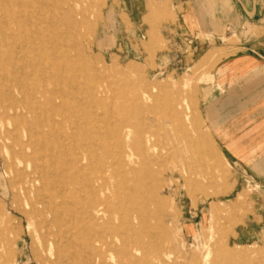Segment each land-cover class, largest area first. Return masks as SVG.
Segmentation results:
<instances>
[{"label": "rangeland", "instance_id": "374dc122", "mask_svg": "<svg viewBox=\"0 0 264 264\" xmlns=\"http://www.w3.org/2000/svg\"><path fill=\"white\" fill-rule=\"evenodd\" d=\"M132 1L143 3L140 12L131 11L135 21L117 0H84L76 10L81 27L75 33L78 50L71 54L76 62H85L82 84L107 94L100 106L129 109L134 95L147 87L161 103L158 121L169 125L182 120L188 133L161 136L162 152L156 156L160 165L152 163L149 171L137 165L140 183L134 187L130 174L124 179L105 173L99 195L123 202L130 209L129 223L114 234L100 221L109 232L96 264H264L263 163L226 157L206 117L209 105L229 86L228 95H235L237 102L239 135L244 137L252 123L257 67L236 77L222 72L242 55L264 62V0H207L209 5L199 11L197 0H187L193 28L187 34L185 28L184 34L175 29L183 3L160 0L163 9L152 12L149 0ZM196 41L203 44L195 46ZM209 48L212 56L196 63ZM178 102L182 110L176 114L173 106ZM8 128L12 126L1 121L0 57V264H47L35 220L28 222L18 209L26 207L23 200L7 195L12 150L18 149L15 139L6 138ZM99 156L107 166L115 164L111 154L99 151ZM115 192L120 199L113 197Z\"/></svg>", "mask_w": 264, "mask_h": 264}, {"label": "bare ground", "instance_id": "6f19581e", "mask_svg": "<svg viewBox=\"0 0 264 264\" xmlns=\"http://www.w3.org/2000/svg\"><path fill=\"white\" fill-rule=\"evenodd\" d=\"M83 2L1 3L6 14L1 17V121L12 126L5 135L18 147L9 163L7 195L23 200L26 207L18 209L28 222L35 220L47 264H84V250L86 264H96L109 232L100 221L114 234L129 223L130 209L123 202L99 195L105 173L132 176L134 187L141 171L160 165L161 136L188 133L182 120L158 121L161 103L147 87L134 95L129 109L100 106L107 94L82 84L85 62L77 63L71 52L78 50L75 33L81 26L75 12ZM173 109L181 113L182 104L174 103ZM99 151L111 154L115 164L107 166ZM113 197L120 199V194Z\"/></svg>", "mask_w": 264, "mask_h": 264}, {"label": "crops", "instance_id": "0c3cea01", "mask_svg": "<svg viewBox=\"0 0 264 264\" xmlns=\"http://www.w3.org/2000/svg\"><path fill=\"white\" fill-rule=\"evenodd\" d=\"M173 1L175 3H183V9L179 11V14L181 15L179 18L180 22L179 24H175V29L181 32L182 29L185 28V32L187 34V31H191V29L193 30L191 27L192 11L189 5L185 3L187 0ZM117 2L118 5H120V7L129 17H131L133 21H135V18H133L131 11L134 8H140L138 11L140 12L143 6V3L141 2H138L137 5H135L134 1L132 0H117ZM200 2L203 3L201 4ZM213 2L217 4L220 3L221 0H213ZM147 5L149 10L152 12H161L164 7V3L160 0H149ZM195 5L196 10L199 11L203 7L208 6L209 3L207 0H197ZM246 12L249 13L247 10ZM251 12L254 13L255 9ZM181 34L184 33L181 32ZM202 44L203 43L201 41H196L195 46ZM212 54L213 50L211 48L205 50L200 55L196 63H198L200 60H208ZM202 61H200V63ZM228 66L230 70H224L222 74L232 73L230 76L234 75V77L247 72L251 66L257 67L258 69L255 75L257 80L254 82V84H256L258 94L254 100L251 113L253 116L252 123L246 128L244 137L240 136V129L236 117L237 102L235 95H228L229 86L226 89V93H222L221 96L217 100L212 101V103L207 108L206 117L208 119V123L212 128L214 138L224 150L226 157L235 160L245 158L250 159L252 162L254 159H258L257 164L260 165L263 163L262 166H264V62L261 60L252 59L248 55H242L230 61ZM219 76L221 75H218V77ZM234 88L237 90L239 87L235 85ZM230 97L232 99L231 101ZM250 160H248V162Z\"/></svg>", "mask_w": 264, "mask_h": 264}]
</instances>
